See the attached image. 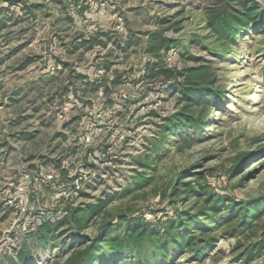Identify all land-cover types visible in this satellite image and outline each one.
Here are the masks:
<instances>
[{"label":"rangeland","instance_id":"obj_1","mask_svg":"<svg viewBox=\"0 0 264 264\" xmlns=\"http://www.w3.org/2000/svg\"><path fill=\"white\" fill-rule=\"evenodd\" d=\"M205 1H0V144L8 141L0 148V264L16 261L17 250L32 252L29 264H63L67 250L59 243L85 242L104 221L114 220L116 230L117 214L175 221L208 199L220 225L211 213L195 224L212 226L213 247L182 251L167 239L146 241L116 264H264V216L241 227L231 203L264 193V29L250 23L234 38L217 36ZM254 1L264 10V0ZM31 4L39 7L29 13ZM157 33L172 47L157 49ZM91 38L105 46L75 48ZM128 38L137 43L123 51ZM157 60L162 68L147 72ZM199 64L213 76L215 97L197 126L168 133L164 119L183 106V74ZM82 169L92 180L69 202L80 231L68 225L71 234L33 244L29 228L43 221L40 214L59 215V184ZM180 178L192 191L172 195Z\"/></svg>","mask_w":264,"mask_h":264},{"label":"trees","instance_id":"obj_2","mask_svg":"<svg viewBox=\"0 0 264 264\" xmlns=\"http://www.w3.org/2000/svg\"><path fill=\"white\" fill-rule=\"evenodd\" d=\"M4 1L8 5L21 3L20 0L14 2L12 0ZM205 2L204 10L207 25L217 36L226 39L234 38L238 33L244 31L250 23H253L260 29H264V10L254 0H206ZM26 7H24V10L30 13L34 9H38L39 6L31 4L26 5ZM0 9L2 10L3 7H0ZM85 9L84 6H80V12H83ZM3 24L4 22L0 20V29L1 27L3 28ZM151 39H154L153 45H156L157 49L162 46L166 50L173 45V40L162 33H157ZM136 43L137 41L134 38H128L122 50L127 51L128 48ZM94 45L105 46V43L98 38L81 39L75 48H91ZM159 60L156 63L146 65L147 72H152L155 67L162 68L163 63ZM30 62L31 60L26 59L19 68H24ZM109 67L110 65L106 64L105 68L109 69ZM183 76V82L179 84L181 92L180 100L183 102V106L180 110L164 119L162 128L168 133H175L187 127L197 126L202 121L201 114L208 109L211 98L215 97V92L210 87L213 83V76L206 64H199L197 67L187 69ZM120 78L121 75L117 74L110 83L116 86L120 83ZM90 85L94 89L99 86L95 82ZM108 90L107 88L106 91ZM14 96H16V93H14ZM202 96L203 98L200 99ZM12 100H16V98H12ZM23 139H26L25 136ZM7 146V140L0 144V148H7ZM240 160L238 159L237 162H240ZM62 170L65 172L66 169L63 168ZM182 187H185L184 190L181 189ZM187 190L188 193L192 191V186L188 182L184 183L183 178L176 179L172 184V195L177 196L180 191ZM205 191L201 190V192L199 191L196 194L197 196H202ZM225 197H222V199H227ZM219 200L216 196L213 202L217 203ZM62 202L64 205L63 207L60 206L58 216L53 215L52 218H46L47 215L45 214L40 224L36 225L34 229L29 228L30 231L27 238L32 240L33 244L43 245L53 240V238L59 237L58 235L61 233L64 235L70 233L69 231L72 228L71 230L65 228L68 225H74L73 232L75 234L78 233L77 231H80V229H77V224L82 219L77 216L76 208L70 206L69 202L71 200L62 199ZM205 202L208 206H203L195 214L179 215L175 221L171 220L168 216L160 218L157 220L158 222H155V220H145L143 214L137 217H131L132 215L127 214H117L115 225L118 228L116 230L109 225L114 220L111 222L104 221L96 234L87 238L85 242L73 245V243L68 244L66 239L59 243V248L67 250V256H65L63 264H116L127 251L137 248L143 242L148 241L156 245L164 241L162 239H167L164 242L166 246L171 245V247H176L182 251L190 249L201 251L211 248L216 241V238L213 236L214 230L211 229L212 226L197 228L195 224L196 220L198 221L200 217V219H206L209 213H211L209 217L212 224H216L218 227L221 222H219L216 212L210 206L214 204H211L209 199L205 200ZM231 203L238 206L234 210L238 211L241 216L238 222V225L241 227H246L249 223L259 220L264 216V193L240 203L234 201ZM94 213H96L95 215L100 214L101 209H96ZM261 237L258 245L260 250L264 249V238L262 239ZM15 252L17 260H11V264H29L33 256L31 251L17 250Z\"/></svg>","mask_w":264,"mask_h":264},{"label":"built area","instance_id":"obj_3","mask_svg":"<svg viewBox=\"0 0 264 264\" xmlns=\"http://www.w3.org/2000/svg\"><path fill=\"white\" fill-rule=\"evenodd\" d=\"M89 141L90 138L86 136V142ZM46 179L51 182L53 181V176L51 174H48V176H46ZM91 180L92 174L87 169H82L74 174L68 171V175H66L65 180L62 181L58 187L61 192V197H63V199L67 201L72 200L82 192L84 185L90 182Z\"/></svg>","mask_w":264,"mask_h":264}]
</instances>
